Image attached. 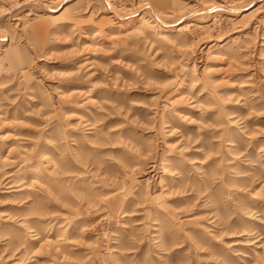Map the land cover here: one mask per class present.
Returning <instances> with one entry per match:
<instances>
[{"label": "rangeland", "instance_id": "1", "mask_svg": "<svg viewBox=\"0 0 264 264\" xmlns=\"http://www.w3.org/2000/svg\"><path fill=\"white\" fill-rule=\"evenodd\" d=\"M0 264H264V0H0Z\"/></svg>", "mask_w": 264, "mask_h": 264}]
</instances>
